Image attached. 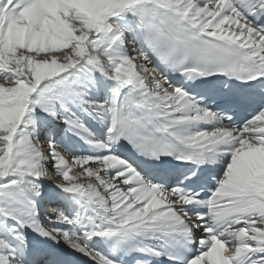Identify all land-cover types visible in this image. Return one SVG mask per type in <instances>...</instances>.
<instances>
[{
    "label": "snow or ice",
    "instance_id": "obj_1",
    "mask_svg": "<svg viewBox=\"0 0 264 264\" xmlns=\"http://www.w3.org/2000/svg\"><path fill=\"white\" fill-rule=\"evenodd\" d=\"M0 264H264V0H0Z\"/></svg>",
    "mask_w": 264,
    "mask_h": 264
}]
</instances>
